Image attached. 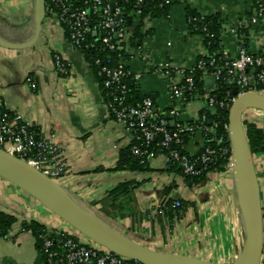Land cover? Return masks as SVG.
<instances>
[{
  "label": "crops",
  "instance_id": "obj_1",
  "mask_svg": "<svg viewBox=\"0 0 264 264\" xmlns=\"http://www.w3.org/2000/svg\"><path fill=\"white\" fill-rule=\"evenodd\" d=\"M168 1L166 14L142 22L137 47L128 48L123 63L142 73L134 82L141 93L152 95L156 112L169 116L175 109L176 120L187 123L197 119L203 96L214 89L213 77L205 75L204 94L183 104L171 96L167 80L152 71L161 62L187 71L206 55L202 30L191 26L195 17H187L186 8L201 16H219V51L229 59L238 55L242 42L248 52L264 53V17L251 22L254 0ZM32 9L33 0H0V36L13 43L28 41L33 34ZM55 54L66 59L67 74L56 72ZM0 99L7 111L20 114L22 121L59 145L66 169L56 181L91 211L102 215L95 202L119 183H138L129 202L142 217L104 218L130 239L157 251L214 263H230L241 250L245 234L230 167L208 173L192 188L185 186L178 172L167 171L161 157L151 159L145 171L117 168L120 151L132 142V135L113 119L91 62L69 43L57 23L44 19L39 38L30 47L0 46ZM200 142L196 137L189 144L191 153ZM252 156L263 212L260 263L264 264V156ZM170 184L176 185L172 193L189 205L172 219L149 215ZM0 211L15 219L0 232V264H50L37 249L33 232L25 227L32 222L63 226L60 219L1 177Z\"/></svg>",
  "mask_w": 264,
  "mask_h": 264
},
{
  "label": "built area",
  "instance_id": "obj_2",
  "mask_svg": "<svg viewBox=\"0 0 264 264\" xmlns=\"http://www.w3.org/2000/svg\"><path fill=\"white\" fill-rule=\"evenodd\" d=\"M168 3V0H163L161 5ZM142 4L143 0H136V14L138 15H141ZM263 17L264 0H254V15L251 22ZM149 18V15L142 17V22ZM44 19L57 23L69 43L83 54L85 50L96 49L98 40L99 52L102 53L108 49L113 50L117 43L132 37L131 30L126 27V19L121 15V6L117 0H45ZM125 46L128 49L129 43H126ZM222 55L224 59L222 64H217L213 57L208 62L200 57L195 67L187 71L170 62L155 64L152 71L167 80L171 96L183 104L196 99L193 78V71L196 68L201 71V77L210 74L215 83L218 80L230 81L238 89V94L258 92L264 95L263 53L248 52L242 42L238 46V55L235 58L229 59L225 53ZM53 57L56 72L60 75L67 74L66 59L60 54H55ZM142 58L146 59V56L143 55ZM100 62L99 57L94 59V64L100 65ZM210 66H214L215 69L209 71L208 67ZM97 75L102 78L105 105L113 119L132 135V141L134 140L135 143L131 146V154L139 158L140 162L147 161L149 164L150 160L155 157H161L165 166L170 162H177L183 176L198 175L203 169H206L209 163L215 161L216 155L219 157L229 156L227 167H230L231 144L228 136V124L222 125L224 133L219 135L215 132L217 122L212 126L203 125L201 129H204L209 136L211 135V140L215 139L219 146L213 147L207 144L203 151L196 156L182 155L175 145L180 142L181 135L195 133L198 126L191 125V122L206 121V109H211L216 104L219 107H229L236 95L226 94L222 99L215 100L205 94L203 96L204 105L199 111L197 119L185 123L176 120L179 112L175 109L169 112V116L156 112L149 96L143 97L137 104L127 103L128 88L123 80L129 78L134 82L142 76V73L132 71L124 66L123 62L112 68L102 65L99 67ZM244 117L249 120L250 118L255 121L261 120L264 119V111L251 108L243 114ZM225 137L227 144L224 145ZM172 144L173 148H170ZM155 147L159 150L168 149V151L156 153ZM0 149L24 160L54 180L64 174L66 169L59 145L45 137L36 127L22 121L20 114L7 111L1 99ZM199 165L203 167L199 169ZM179 206L180 202L175 200L172 207ZM156 214L165 215L159 205L149 210V215ZM60 223L63 226L44 225L49 233L40 235L41 244L38 250L43 253L48 263L141 264L89 241L61 219ZM50 233H54L55 236L50 237Z\"/></svg>",
  "mask_w": 264,
  "mask_h": 264
},
{
  "label": "water",
  "instance_id": "obj_3",
  "mask_svg": "<svg viewBox=\"0 0 264 264\" xmlns=\"http://www.w3.org/2000/svg\"><path fill=\"white\" fill-rule=\"evenodd\" d=\"M44 17L45 0H33L31 38L24 43H13L0 36V46L22 49L34 45L42 31ZM233 94L236 98L225 110L228 113V136L231 144L230 168L245 241L230 263H214L144 246L88 209L56 180L1 149L0 177L38 201L89 241L141 264H260L263 251V212L253 156L243 125V114L251 108L264 111V95L258 92L238 94L235 86ZM170 148H173V144Z\"/></svg>",
  "mask_w": 264,
  "mask_h": 264
},
{
  "label": "trees",
  "instance_id": "obj_4",
  "mask_svg": "<svg viewBox=\"0 0 264 264\" xmlns=\"http://www.w3.org/2000/svg\"><path fill=\"white\" fill-rule=\"evenodd\" d=\"M117 1L121 6V15L126 19V27L132 32V37H129L130 39H125L121 43H117L116 47L113 50L108 49L100 53V44L98 40L96 41V43H98V47L96 49L92 48L84 51L85 57L91 62L95 75L99 80L103 95L104 88L102 78L97 75L99 67L102 65H107L112 68L118 65L120 62H125V59L127 58V56H129L128 49L126 48L125 44L129 43V47H137V38L140 37L139 31L142 24V17L147 15H149L150 17L163 16L167 13L170 6L169 4L161 5L163 0H143V4L141 6V15H138L136 14V0ZM186 16L195 17V20L194 18H192V23H190L192 24L191 26H195L201 30L202 28H205V30H202V33L204 36V45L206 47L207 53L202 57L203 60L205 62H208L209 59L213 57L217 64H222L224 59L222 53L219 51V37L221 32V21L219 16L215 14L201 16L190 8H186ZM96 57L100 58V65L94 64V59ZM208 68L209 71L215 69L214 66H210ZM200 77L201 71L196 68L193 71L194 94L196 95V98L200 97L205 92L204 78ZM123 82L127 85L128 88V93L126 96L127 103L137 104L145 96H150L153 100L151 94L141 93L138 86L135 84V82H132L131 79H124ZM233 87L234 85L230 81L218 80L215 83L214 89L211 90L208 95L210 97H213L215 100L222 99L226 96V94L233 96ZM205 112L207 115L206 121L200 123V120H198L190 123L193 126H198V128L195 129L196 131L193 135H181L179 137L180 142L175 145V148L182 155L191 154L193 156H196L203 151L204 146L207 144H210L213 147L219 146L217 141L215 139L211 140V135L209 136L204 129H201V127L203 125L212 126L215 122H217L218 125L215 128V132L217 135L223 134L224 132L222 129V125L228 124V113L224 107H219L217 104L211 109H206ZM243 125L252 155L264 156V128H262L255 120H249L246 117L243 118ZM196 137H198L201 141V146L196 151L191 153L189 150V144H191ZM225 138L223 142L224 145L227 144V138ZM134 143L135 141L133 140L128 146L120 151L117 161V168H125L134 171H145L150 169L147 161L140 162L139 158H136L131 154V146ZM163 151L166 152L168 151V149L159 150L157 149V147H155L156 153ZM228 164L229 156L219 157V155H216L215 161L209 163L206 169H203L198 175L183 176L181 168L178 166L177 162H170L164 168L170 172H178L181 176H183L186 186L192 188L193 186H196L197 184L204 181L208 173L212 171L226 170ZM202 167V165L198 166L199 169H201ZM137 185L138 183L134 181L119 183L117 186L109 190L104 198L96 201L95 204L98 205V209L106 217L113 219H124L127 217H130L131 219H140L142 217V214L137 211V208H135L136 206H133V204L129 202L131 201V194L137 187ZM175 186V184L165 186L158 203L160 208L164 210V216H167L171 219L174 216H181L182 212H184L185 208L189 205L187 201L179 198L176 194L172 193V189ZM175 200H178L180 202V206L173 208L172 205ZM158 216L160 215L157 214L156 217ZM14 221L15 219L12 215L0 211V232L7 229ZM25 228H28L33 232L36 240V247L37 249H39L41 244L40 235L45 233L47 234L49 233V231L43 224H35L33 222L27 225ZM50 234H48L50 235V237L55 236L54 233ZM55 242L57 243V240ZM41 254L43 255L42 252Z\"/></svg>",
  "mask_w": 264,
  "mask_h": 264
},
{
  "label": "rangeland",
  "instance_id": "obj_5",
  "mask_svg": "<svg viewBox=\"0 0 264 264\" xmlns=\"http://www.w3.org/2000/svg\"><path fill=\"white\" fill-rule=\"evenodd\" d=\"M10 5V4H9ZM250 120H253L252 118H250ZM262 128H264V119H261V120H257L256 121ZM30 197V196H29ZM102 218H105V219H107V217L105 216V215H100ZM111 219H113V218H111ZM115 220V219H114ZM120 220H122V219H120ZM107 221V220H106ZM110 222H111V220H109ZM108 222V221H107ZM126 231V230H125ZM124 231V233H129L128 231H126L125 232Z\"/></svg>",
  "mask_w": 264,
  "mask_h": 264
}]
</instances>
